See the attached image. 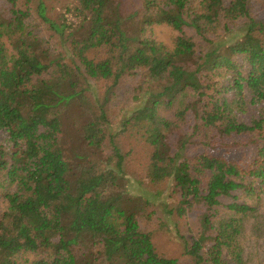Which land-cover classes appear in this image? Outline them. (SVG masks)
I'll return each mask as SVG.
<instances>
[{
    "label": "trees",
    "instance_id": "trees-1",
    "mask_svg": "<svg viewBox=\"0 0 264 264\" xmlns=\"http://www.w3.org/2000/svg\"><path fill=\"white\" fill-rule=\"evenodd\" d=\"M254 1L201 0L195 10L193 0H141L128 11L123 0H0V264H181L158 253L132 210L126 135L151 149L142 180L172 182L178 203L166 214L201 212L198 236L183 239L186 264H229L235 223L216 228L213 212L232 199L225 207L246 215L239 197L264 194V107L250 124L238 119L264 103ZM162 24L177 32L172 48L145 35ZM129 77L138 108L116 124L107 104ZM101 82L112 84L103 103L90 96ZM74 117L80 154L62 142Z\"/></svg>",
    "mask_w": 264,
    "mask_h": 264
},
{
    "label": "rangeland",
    "instance_id": "rangeland-1",
    "mask_svg": "<svg viewBox=\"0 0 264 264\" xmlns=\"http://www.w3.org/2000/svg\"><path fill=\"white\" fill-rule=\"evenodd\" d=\"M125 8L128 11H135L141 0H123ZM143 1V0H142ZM201 0H193L192 7L197 10L200 7ZM231 0H226L229 4ZM57 11V10H56ZM253 13L260 19H264V0L254 1ZM30 25V23H29ZM31 30H33L44 41H49L52 46L61 49L59 39L55 37L50 39L52 35L49 31L41 26L38 22H32ZM130 27L131 32H135ZM146 37L172 48L177 38V32L167 24L154 25L148 28L145 33ZM137 78L129 77L124 79L122 83L115 89V93L110 96L107 91L111 87L110 82H101L94 85L92 100L104 102L105 96H110L107 108L114 117V122L119 124L123 119L132 115L133 111L138 108V103L133 100L135 89L137 87ZM228 100L233 99V94H227ZM251 96L247 94V101L250 102ZM264 103H248L244 113L238 115L239 121L250 124L252 121L260 118L263 112ZM170 111L165 115L170 116ZM70 121V120H69ZM81 119L74 117V120L65 123L63 134V145L68 151L82 153L85 149L77 138L78 129ZM189 125L183 128L188 130ZM116 131L119 130L118 125L114 126ZM184 132V131H183ZM6 133L0 131V139H5ZM121 146L126 154H128L125 166V174L129 179V195L132 210L137 213V218L144 232L152 233V239L158 253L171 259H178L181 264H186L188 257L184 254V241L198 236L200 231L198 215L201 212H195L184 218L177 219L165 211L171 210L178 203V198L173 194L172 182L160 186H152L143 181L141 173L145 163L149 158L151 149L143 143H139L136 138H129L128 135L121 138ZM142 180L139 184L138 181ZM240 196L239 193H237ZM142 201V205L138 203ZM144 201L150 203L147 206ZM234 202V200H223V206L213 212V224L216 228H220L223 224L234 221L235 230L229 229L231 235V247L224 248V259L229 264H264V194L259 196H240L237 200L240 204L250 206L253 211L246 215H237L228 210L225 206ZM7 203L0 195V218L6 211ZM240 259V262L237 259ZM27 261L32 262L33 256H27ZM26 259L21 260V264H28ZM30 264V263H29Z\"/></svg>",
    "mask_w": 264,
    "mask_h": 264
}]
</instances>
